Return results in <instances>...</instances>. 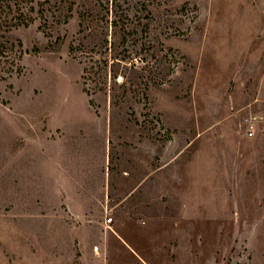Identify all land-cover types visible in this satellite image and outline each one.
Segmentation results:
<instances>
[{
	"label": "rangeland",
	"instance_id": "rangeland-1",
	"mask_svg": "<svg viewBox=\"0 0 264 264\" xmlns=\"http://www.w3.org/2000/svg\"><path fill=\"white\" fill-rule=\"evenodd\" d=\"M22 7L0 20V264H264V0Z\"/></svg>",
	"mask_w": 264,
	"mask_h": 264
},
{
	"label": "trees",
	"instance_id": "trees-1",
	"mask_svg": "<svg viewBox=\"0 0 264 264\" xmlns=\"http://www.w3.org/2000/svg\"><path fill=\"white\" fill-rule=\"evenodd\" d=\"M33 0H0V20L1 18H5L9 15V13L7 12L6 10V7H11L12 5L14 6H17V10H18V14L17 15H12V19L16 20L14 22V25H23V26H27L28 23L30 21L33 20V17L31 15H29V10H32L33 7L32 5L29 6V10H27L26 12H22L20 11L24 6L25 4H28L30 2H32ZM10 18V19H11ZM102 43H104V56L108 55L107 54V51H108V46H107V37H106V34L104 35V37L102 38ZM112 43V42H111ZM73 46V45H71ZM74 47V46H73ZM101 55V53H100ZM102 61L105 62V64H107V60H106V57H102ZM101 59V58H100ZM135 64L134 63H130V68H134L133 70H135V72L139 73L137 69H135ZM107 66H104V67H101L99 68V74L97 75V80L100 81L101 83L104 82L105 80V71L104 69H106ZM124 68H127V66H125ZM84 71L86 70V67H84L83 69ZM117 70L118 69H114V74L112 75L114 79H116L117 77ZM121 78H125V74L124 73H121ZM134 78H137V76H135ZM127 79H123L121 81V84L123 83H126ZM90 102H92V99H89Z\"/></svg>",
	"mask_w": 264,
	"mask_h": 264
}]
</instances>
